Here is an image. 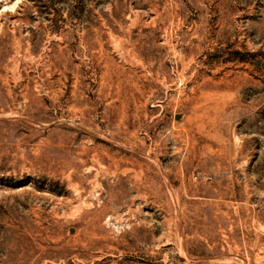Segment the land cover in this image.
Returning <instances> with one entry per match:
<instances>
[{"label": "rangeland", "instance_id": "1", "mask_svg": "<svg viewBox=\"0 0 264 264\" xmlns=\"http://www.w3.org/2000/svg\"><path fill=\"white\" fill-rule=\"evenodd\" d=\"M0 264H264V0H0Z\"/></svg>", "mask_w": 264, "mask_h": 264}, {"label": "bare ground", "instance_id": "2", "mask_svg": "<svg viewBox=\"0 0 264 264\" xmlns=\"http://www.w3.org/2000/svg\"><path fill=\"white\" fill-rule=\"evenodd\" d=\"M6 9V8H5Z\"/></svg>", "mask_w": 264, "mask_h": 264}]
</instances>
